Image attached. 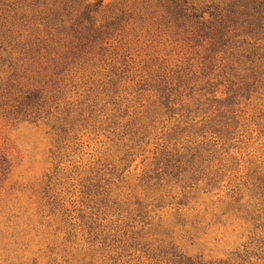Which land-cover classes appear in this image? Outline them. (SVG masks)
<instances>
[{
  "label": "trees",
  "instance_id": "16d2710c",
  "mask_svg": "<svg viewBox=\"0 0 264 264\" xmlns=\"http://www.w3.org/2000/svg\"><path fill=\"white\" fill-rule=\"evenodd\" d=\"M101 4L0 0V52L7 54L0 68V113L45 123L55 159L76 152L71 146L81 131L101 132L115 144L116 161L108 165L113 168L87 178L96 221L83 228V240L88 248L98 245L100 264H131L137 253L149 264H213L177 246L174 231L157 221L156 212L172 209L175 225L193 240L201 211L190 207L198 213L188 221L183 209L200 192L213 194L224 178L238 173L226 153L244 136L240 127L252 125L264 139V0H142L136 9L108 12ZM144 34H168L200 49L203 86L198 89L185 74L152 61L144 66L147 78L134 93L145 91L154 99L148 106L139 99L133 105V92L124 82L134 80L127 77V60L135 63L129 36L139 42ZM77 78L86 93L79 102L70 100ZM220 88L224 97L217 96ZM125 93L129 98L122 97ZM168 123L174 125L154 151V167L136 188L123 191L116 182L134 151L157 132L165 133ZM241 180L248 201L242 203V188L233 189L231 197L240 196L235 200H240L252 237L236 259L259 264L264 261V168L249 170ZM69 217L68 241L71 234L77 237Z\"/></svg>",
  "mask_w": 264,
  "mask_h": 264
},
{
  "label": "rangeland",
  "instance_id": "374dc122",
  "mask_svg": "<svg viewBox=\"0 0 264 264\" xmlns=\"http://www.w3.org/2000/svg\"><path fill=\"white\" fill-rule=\"evenodd\" d=\"M89 1H102L103 11L108 12L119 7L136 9L142 0ZM129 37L133 40L129 53L135 63L127 60V77L134 80L124 82L133 92L130 97L134 100L133 105L139 99L148 106L154 99L145 91H142L144 96L134 93L147 78L144 66L152 61L155 62L153 64H162L169 72L185 74L194 80L192 85L198 89L203 86L200 77L204 55L200 49L194 50L168 34L160 37L139 35V42L134 36ZM6 58L7 54L0 52V68ZM139 62L141 65H136ZM141 80L142 84L139 83ZM74 85L70 100L79 102L85 98V88L79 78ZM220 91L222 88L217 96L224 97ZM122 97L129 98V95L125 93ZM250 108L247 109L251 114ZM244 123L246 121L241 125ZM173 125L168 123L165 133L157 132L158 136L153 135L148 145L134 151L122 179L116 182L118 187L125 192L136 188L139 180L154 167V151L159 148L158 144L164 142L163 135ZM240 130L244 136L235 139L236 143L226 153V160L239 170L238 173L224 178L213 194L200 192L198 199L183 209L188 221L201 211L198 219L201 223L197 230H192L193 240L184 237V231L175 225L177 219L172 209L156 212L157 221L161 219L169 231H174L171 236L175 244L189 256L207 263L241 264L236 255L244 251V245L252 237L251 224L240 212V200L238 204L235 200L240 196L234 199L231 196L235 195L233 189L242 188V203L248 201L249 193L242 187L241 177L257 166L264 168V139L258 136L257 128L252 125L240 127ZM48 132V126L43 122H22L0 113V264H100L99 254L95 253L98 245L91 249L83 240V235L87 236L83 228L96 221L93 194L87 178L100 170L109 172L106 167L113 168L108 165L116 161L115 144L101 132L81 131L71 146V150L76 149V152L68 151L65 158L55 159L52 157L53 141ZM117 186L113 187L114 193ZM139 192L137 190L135 194L140 196ZM192 206L198 211L189 210ZM67 215H70L68 222L77 226V230H73L77 237L71 234L69 241L66 233L72 229L66 225ZM189 228L188 225L186 230ZM139 256L137 253L131 264H149V260ZM255 262L252 259V263ZM259 264H264V261Z\"/></svg>",
  "mask_w": 264,
  "mask_h": 264
}]
</instances>
